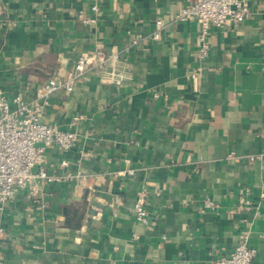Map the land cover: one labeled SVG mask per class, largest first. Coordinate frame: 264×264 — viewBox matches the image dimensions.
<instances>
[{
    "label": "crops",
    "instance_id": "1",
    "mask_svg": "<svg viewBox=\"0 0 264 264\" xmlns=\"http://www.w3.org/2000/svg\"><path fill=\"white\" fill-rule=\"evenodd\" d=\"M0 2V97L31 100L87 62L45 98L41 120L68 129L76 117V140L45 148L59 178L42 184L41 207L26 187L0 207V264H211L242 239L264 264V0L211 26L201 63L199 23L178 18L186 0ZM112 53L119 82L104 80Z\"/></svg>",
    "mask_w": 264,
    "mask_h": 264
},
{
    "label": "built area",
    "instance_id": "2",
    "mask_svg": "<svg viewBox=\"0 0 264 264\" xmlns=\"http://www.w3.org/2000/svg\"><path fill=\"white\" fill-rule=\"evenodd\" d=\"M95 1V0H94ZM92 10H97L94 2ZM249 10V0H186L178 13L182 21L195 19L199 23L197 35L196 59L200 63L208 56L210 44L208 36L211 26H222L227 22L235 24L242 22ZM2 4L0 2V14ZM78 15L85 22L93 19L84 16L82 11ZM156 30L152 33L153 39H158L162 21H155ZM136 40H131L135 44ZM103 61L108 65L106 82H119L123 75L119 72V55L112 53ZM201 66L193 69V78L201 72ZM87 70L84 55L76 58L74 67L62 80L52 76L37 89L31 100H26L22 93H16L10 100L0 97V207L13 199L16 189L26 187L32 201L39 207L43 205L42 184L45 181L58 179L59 176L48 175L44 169V150L51 145L67 148L74 144L76 135L74 125L77 118L73 117L68 129H61L55 124L41 120L45 98L59 89L70 91L76 78L81 77ZM67 162L61 161L62 165ZM131 173L132 170L129 169ZM264 196V192L260 193ZM240 201H246L240 199ZM146 190L142 188L136 192L133 204V215L140 223L147 222L145 208ZM204 208H214L215 202L206 197L203 200ZM255 249L242 239L227 255L214 258L211 264H251Z\"/></svg>",
    "mask_w": 264,
    "mask_h": 264
}]
</instances>
